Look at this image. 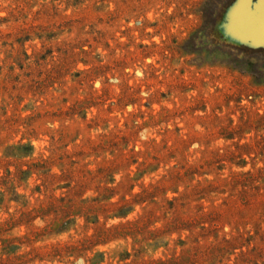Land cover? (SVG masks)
Here are the masks:
<instances>
[{
    "label": "rangeland",
    "instance_id": "rangeland-1",
    "mask_svg": "<svg viewBox=\"0 0 264 264\" xmlns=\"http://www.w3.org/2000/svg\"><path fill=\"white\" fill-rule=\"evenodd\" d=\"M261 1L0 0V264H264Z\"/></svg>",
    "mask_w": 264,
    "mask_h": 264
},
{
    "label": "water",
    "instance_id": "water-1",
    "mask_svg": "<svg viewBox=\"0 0 264 264\" xmlns=\"http://www.w3.org/2000/svg\"><path fill=\"white\" fill-rule=\"evenodd\" d=\"M239 24L240 29H236L234 32L236 38L264 46V1L252 6L250 12L243 11Z\"/></svg>",
    "mask_w": 264,
    "mask_h": 264
}]
</instances>
